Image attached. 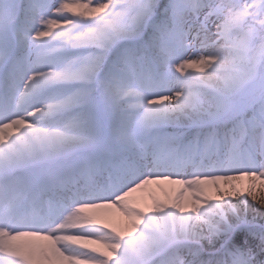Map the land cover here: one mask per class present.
<instances>
[{"label": "snow or ice", "instance_id": "6c2138e0", "mask_svg": "<svg viewBox=\"0 0 264 264\" xmlns=\"http://www.w3.org/2000/svg\"><path fill=\"white\" fill-rule=\"evenodd\" d=\"M262 208L264 0H0V264H264Z\"/></svg>", "mask_w": 264, "mask_h": 264}, {"label": "rangeland", "instance_id": "374dc122", "mask_svg": "<svg viewBox=\"0 0 264 264\" xmlns=\"http://www.w3.org/2000/svg\"><path fill=\"white\" fill-rule=\"evenodd\" d=\"M257 207H258V205H257ZM261 211L264 212V208H262Z\"/></svg>", "mask_w": 264, "mask_h": 264}]
</instances>
